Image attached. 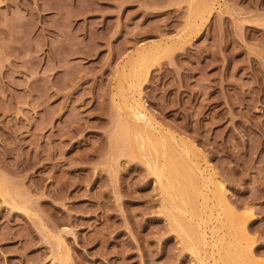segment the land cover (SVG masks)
Here are the masks:
<instances>
[{"label":"rangeland","instance_id":"obj_1","mask_svg":"<svg viewBox=\"0 0 264 264\" xmlns=\"http://www.w3.org/2000/svg\"><path fill=\"white\" fill-rule=\"evenodd\" d=\"M189 2L0 0V264H221L224 207L211 200L191 251L160 180L124 150L123 80L223 181L264 264V0H206L194 21ZM154 43L176 47L135 90L130 59Z\"/></svg>","mask_w":264,"mask_h":264},{"label":"bare ground","instance_id":"obj_2","mask_svg":"<svg viewBox=\"0 0 264 264\" xmlns=\"http://www.w3.org/2000/svg\"><path fill=\"white\" fill-rule=\"evenodd\" d=\"M208 3L206 0H190L189 5L191 7L192 21H194V18L199 17L200 14L204 13V11H208V9L211 8ZM161 44L164 48L161 47ZM161 44L154 43L156 46L155 49L154 45L152 46L153 48L146 45V47H148L147 50L142 51L146 49L145 46L143 49L140 48L142 53L140 52V49L139 51L137 50V53H141H138L139 57L136 56L138 58L134 60L135 55H133L132 58H134L132 60L130 59V71H128L127 77L131 79V84L134 85L133 88L137 86V89L135 90H138L141 87V82H143L144 78L149 75V68L152 66L151 64L158 59L159 55L162 54L160 53L161 50L167 48L166 46H163V43ZM172 46L176 47V45L170 43L167 51L170 50L172 52ZM118 82L121 81L118 80ZM123 82L124 80L118 87V95L120 96L119 98H121V103H119L118 109H125L127 112L125 114L128 117L127 121L124 123L122 122L123 124L119 123V127L120 125L123 127L124 132L123 130L122 132L125 135H122L125 140L123 138L120 139L123 140L122 143L125 145L124 148H126L123 149L128 151L126 153L132 155V158L137 157L142 159L146 163V166H149L155 173V176L160 180L165 195L164 202H167V208L169 211V213L166 214L169 215L174 222V227H176V229L180 231L179 233L182 234H179L180 237L184 238L188 247L191 248V251L192 249L196 250V252H199V255H201L200 249L205 245L206 237L205 233L201 230L200 224L202 222L207 223L209 216L214 214V206L211 205L212 200L214 201V204L218 203L225 208H223L221 213L214 214V217L218 220L215 228L217 231V240L220 242L219 258L221 264H259L253 252L250 251L251 248H249V245L251 244L248 243L249 245H246V242H243V240L245 241L248 239V237H244L245 239L242 237V234H244L243 232H246V227L243 226L245 221L243 222L239 217L237 218L233 212L234 210L231 209L229 205V209L227 210V206L225 205L226 198L224 195L226 187L223 186L225 189L222 187L223 181L220 178L215 179L213 177L215 175L207 176L204 173L207 169H204L203 171V167L202 169L200 167L201 164L199 165V163L196 162L197 160L193 159L194 155L195 157L198 156H196L194 149L191 150L193 147L184 142L185 140H182V143H179L177 141L178 139H176L177 137H175L174 134L169 133V130H164V132L160 126L158 128V126L154 125L153 121L147 118V113L142 102L135 98L133 99L131 95V98L129 97L127 88L125 87L126 85H124ZM113 98L115 99V97ZM120 117L122 119L121 114ZM121 119H119V121H121ZM118 136L119 138L121 137L120 135ZM217 180L222 181V184ZM210 182H212L215 187L212 188L209 184ZM5 189L4 183H0V190L4 194ZM210 192H213V194ZM6 196L7 194L3 198ZM207 209H210V213L205 216ZM221 214L223 215L222 218H220ZM220 228H223V234L219 232Z\"/></svg>","mask_w":264,"mask_h":264}]
</instances>
